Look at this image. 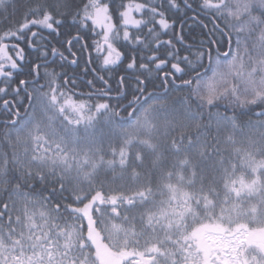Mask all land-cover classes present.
Segmentation results:
<instances>
[{
  "label": "snow or ice",
  "instance_id": "snow-or-ice-1",
  "mask_svg": "<svg viewBox=\"0 0 264 264\" xmlns=\"http://www.w3.org/2000/svg\"><path fill=\"white\" fill-rule=\"evenodd\" d=\"M0 109V264H264V0H0Z\"/></svg>",
  "mask_w": 264,
  "mask_h": 264
},
{
  "label": "trees",
  "instance_id": "trees-1",
  "mask_svg": "<svg viewBox=\"0 0 264 264\" xmlns=\"http://www.w3.org/2000/svg\"><path fill=\"white\" fill-rule=\"evenodd\" d=\"M85 39H87V37H85ZM77 47H79V46H77ZM224 50H225V49H223V48L221 49L222 52H223ZM89 51H91L93 58H95V56H96L95 51H93V50H91V49H89ZM26 52L29 53L33 59L35 58V54L32 53L30 49H26ZM66 55H67V53H66ZM56 61H57V60H56ZM83 63H84V61H83V59H81V60H80V64H81L82 66H83ZM124 66H125L124 64H121L119 67L115 68V70H114L113 72H111V73L108 74V75L111 77V79H110V83H112L113 88H115V86H116L115 81H116V77H117V75H127V73L123 72V68H124ZM89 67H98V64H97V63H93L92 66L89 65ZM59 71H61V70L59 69ZM73 71H74V72L76 73V75L79 77L77 83L81 85V87L78 88L77 91H78V92H79V91L87 92L89 89L83 84V82H84L85 80H87V79H92V74H91V73H88L87 75L83 74L82 67H81V68H77V67L74 68V67H71L69 73L72 74ZM157 83H158V82H157ZM113 96H115V93H113ZM109 102L112 103V104H115V100H114V99H113L112 101H109ZM122 115H123V113H122Z\"/></svg>",
  "mask_w": 264,
  "mask_h": 264
},
{
  "label": "flooded vegetation",
  "instance_id": "flooded-vegetation-1",
  "mask_svg": "<svg viewBox=\"0 0 264 264\" xmlns=\"http://www.w3.org/2000/svg\"><path fill=\"white\" fill-rule=\"evenodd\" d=\"M90 42V41H89ZM51 59H53V60H57V63L56 64H54V65H52L53 67H57V65L58 64H60V63H64L63 61H59L57 58H55V57H53V58H51ZM92 66V65H91ZM72 67H74V68H76V66H72ZM61 70V69H60ZM68 72H70V68H67L66 69ZM57 71H59V67H57ZM70 74V73H69ZM83 74H84V72H83ZM78 82V81H77ZM41 83H43V81H41ZM3 110L2 109H0V112H2ZM21 114L23 115V109L21 110Z\"/></svg>",
  "mask_w": 264,
  "mask_h": 264
}]
</instances>
